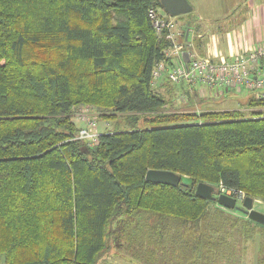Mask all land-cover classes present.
Instances as JSON below:
<instances>
[{
	"label": "trees",
	"instance_id": "trees-1",
	"mask_svg": "<svg viewBox=\"0 0 264 264\" xmlns=\"http://www.w3.org/2000/svg\"><path fill=\"white\" fill-rule=\"evenodd\" d=\"M150 9L167 15L160 0H0V264H212L238 219L196 186L264 202V100L168 111L151 75L169 44ZM86 106L124 125L89 147L73 121ZM150 170L181 183L146 182Z\"/></svg>",
	"mask_w": 264,
	"mask_h": 264
},
{
	"label": "built area",
	"instance_id": "built-area-1",
	"mask_svg": "<svg viewBox=\"0 0 264 264\" xmlns=\"http://www.w3.org/2000/svg\"><path fill=\"white\" fill-rule=\"evenodd\" d=\"M148 17L158 38H164L168 47L164 49L163 60L152 71V84L161 78L163 73L173 83H185L191 87V91L197 86H206L227 92L233 89L247 88L256 93L258 100H264V45L255 49H247L237 58L231 60L220 59L214 61L209 57L197 55L194 51H188V63L183 59L184 47L187 39L188 28L181 29L174 18L161 17L156 10L150 9ZM171 63V66H170ZM168 64V65H167ZM160 77V78H159ZM195 92V91H194ZM201 96V91L195 92ZM89 111V110H87ZM80 114V113H79ZM87 114L82 113L79 117L86 123V128L79 129L77 138L86 140L90 145L97 143L99 134L95 133L96 123L93 119H84ZM220 194L243 201L244 193L227 189L220 185Z\"/></svg>",
	"mask_w": 264,
	"mask_h": 264
},
{
	"label": "crops",
	"instance_id": "crops-1",
	"mask_svg": "<svg viewBox=\"0 0 264 264\" xmlns=\"http://www.w3.org/2000/svg\"><path fill=\"white\" fill-rule=\"evenodd\" d=\"M192 1L193 3L187 0L188 4L192 7V11L194 10V4L197 6V12L194 16V20L196 22H193L190 25L187 20L181 19L182 23H185L184 27L188 28L186 42H191L190 50L192 52L195 51L197 55L209 57L214 61H219L222 58L231 60L242 55L247 49H255L259 46L264 45V0ZM188 15L191 14L188 13ZM171 18L176 19V17ZM189 19L192 20V17H190ZM190 50L188 51L190 52ZM186 87L189 88V86L187 85ZM193 91H195L196 93L201 91V96L203 94H207L206 90L203 88L200 89L196 87L193 89ZM184 92L185 93H183V95L185 94L187 98L183 97L182 100L184 99L186 102H188L192 91L189 88V91L188 89H186L184 90ZM187 93H189L190 95H188ZM216 94L220 98L228 99L227 101H229V98L227 96L228 94H226V92H217ZM248 94H251V92H248L246 96ZM211 95L217 97L215 95V92ZM235 99L236 98L234 97V100ZM246 103L247 102H245L244 99L241 105H245ZM236 106L239 107L238 105ZM223 109L239 110L242 108L240 107L236 109ZM220 235L221 234H213V239ZM249 238L250 239L248 240H243L244 245L241 248L243 250L242 255L238 258L232 259L233 255H231V253L233 252V250L230 247V250L224 253L220 250L218 253H221L216 256L215 259L217 261L222 260L219 264H256L260 238L257 237V235H252ZM230 246H237V244L235 245L230 243ZM151 250H153V247H151ZM155 250L156 249H154L153 252H155ZM173 254L175 256V252H173ZM224 258L225 260H228V262H223ZM148 264L157 263L151 262ZM212 264H216L215 260Z\"/></svg>",
	"mask_w": 264,
	"mask_h": 264
},
{
	"label": "rangeland",
	"instance_id": "rangeland-1",
	"mask_svg": "<svg viewBox=\"0 0 264 264\" xmlns=\"http://www.w3.org/2000/svg\"><path fill=\"white\" fill-rule=\"evenodd\" d=\"M188 1L193 3L192 0H188ZM193 8H194V10L191 13H189L191 15H188V14L184 15L183 14V15L177 16L176 19H174L177 22L178 26L181 27L182 30L185 29L184 28L185 23L184 22L182 23L181 19L187 20L190 25L193 22H196L194 20V16L196 15V12H197V6L194 4ZM159 12L162 13L164 11L162 10ZM190 17H192V20L189 19ZM165 18L168 20L170 19V17H168L167 15L165 16ZM177 18H179V19H177ZM190 43L191 42L184 43L185 44L184 51L186 53L188 52V50H190V46H191ZM152 85H153L154 90L157 91L158 93H160V95L163 96L166 101H168V104H170V105H166L167 106L166 109L168 111L174 110V111L178 112V111L185 110L184 107H186L188 103L184 99L182 100L183 97L187 98V96L185 94L183 95V93H185L184 90H186V89H188V91H189V88L191 89V87L187 88L185 83L170 82V80L166 77V73H163L161 78L156 80L154 82V84H152ZM183 85H185V86H183ZM197 87L200 89H202V88L205 89L206 93L209 94V95L203 94L202 96H197L194 91L192 92L190 99H191L193 106H190V105L189 106L191 108H193L194 110H196L197 113H199L203 109L221 111V110H225L223 108H228V109L240 108L241 103L243 102L244 99H245V102H247L248 100H250L253 97L256 98V93H253V92H251V94H248L247 95L248 98H247L246 94L250 91L245 87H242L241 88L242 90H239V91L233 89L231 91L226 92V94H228L227 96L229 98V101H227L228 99H222L219 96H217L216 93L220 92V90H218V89H211V88H208V87L202 86V85L201 86L199 85ZM214 92H215V95L219 98L211 95ZM240 93H241V95H240ZM187 94L190 95L189 93H187ZM204 95H207V96H204ZM234 97L236 98L235 100H234ZM236 105H238L239 107H237ZM87 110H89V111H87ZM82 113L87 114L84 116V119L87 120V119L91 118L95 121V123H96L95 133H97L99 135H101V133H104L107 131H112L115 128H117L116 127L117 122H119L122 126L124 125L121 118H120V120H117V121H113V120H109V119H105V118L103 119L102 114H100L96 108L94 109V108L86 106V107L80 108L78 110L77 114L75 115V118L73 119L74 123L76 124V127L79 129L86 128V126H87L84 121H82L80 118H78ZM77 115H78V117H76ZM121 125L119 127H121ZM140 126H145V125H143V120H141ZM88 146L93 147V145H90V144ZM219 189H220V185H218L217 188H215V190H216V193L214 194L215 197L222 195V194H220ZM252 200H253V209L264 214V202L260 201V200H254V199H252ZM242 202L243 201H238V202H236V205L241 207ZM220 208L224 209L222 207H220ZM208 209L209 210L212 209V211H213V209H215V207L211 204V206L209 205ZM224 210H225V212L232 215L234 218L238 219V222H233L232 229L231 228L229 229V231L232 232L231 243L235 244V245L237 244V246H231V249L233 250V252L231 253V255H233L232 259H236L242 255L243 250L241 248L244 245L243 244L244 238L242 237V233H241V230L243 231V229H242V226H240V222L246 221L249 219L247 218V216L245 214H243L241 212H238L235 210H229V209H224ZM256 224L257 223L253 222V224H249V225L247 224L246 226H244V231H243V232H245L244 234L252 236L256 232H260L262 229L260 228V226H258ZM256 235H257V237L260 238V240H262L260 235H258V234H256ZM248 239H250V238H248ZM164 249H166V247H164ZM162 251L163 250H160V249L158 250L159 253H162ZM160 256L161 255L157 256V258H160ZM223 260H224L223 262H228V260H225V258ZM102 261H103L102 264H136V263H138V261L135 259V257L123 256V257L117 258L113 254V252L110 254H107L106 257H104ZM104 261H105V263H104ZM221 261L220 260L217 261L216 264H219Z\"/></svg>",
	"mask_w": 264,
	"mask_h": 264
},
{
	"label": "water",
	"instance_id": "water-1",
	"mask_svg": "<svg viewBox=\"0 0 264 264\" xmlns=\"http://www.w3.org/2000/svg\"><path fill=\"white\" fill-rule=\"evenodd\" d=\"M162 10L169 17H177L179 15L188 14L192 11V7L187 0H160ZM183 59L188 63V54L183 53ZM145 181L153 184L178 186L181 183V177L169 171L150 170L145 174ZM216 190L213 186L199 183L195 188V195L216 203L219 207L229 210L241 212L247 216L250 221L264 226V214L253 209V200L245 197L241 207L236 205V201L232 197L219 195L215 197Z\"/></svg>",
	"mask_w": 264,
	"mask_h": 264
}]
</instances>
